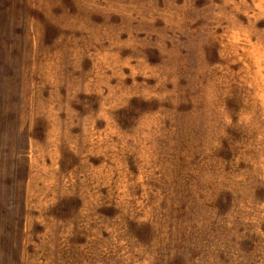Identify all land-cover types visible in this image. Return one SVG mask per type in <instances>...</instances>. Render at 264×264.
Masks as SVG:
<instances>
[{"label": "rangeland", "instance_id": "rangeland-1", "mask_svg": "<svg viewBox=\"0 0 264 264\" xmlns=\"http://www.w3.org/2000/svg\"><path fill=\"white\" fill-rule=\"evenodd\" d=\"M0 264H264V0H0Z\"/></svg>", "mask_w": 264, "mask_h": 264}]
</instances>
